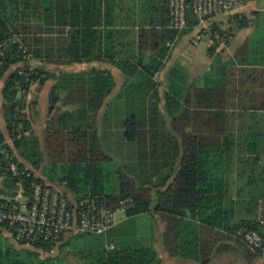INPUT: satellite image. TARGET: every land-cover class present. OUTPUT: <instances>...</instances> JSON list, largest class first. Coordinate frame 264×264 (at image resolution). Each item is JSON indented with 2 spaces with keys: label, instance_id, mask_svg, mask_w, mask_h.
Masks as SVG:
<instances>
[{
  "label": "trees",
  "instance_id": "obj_1",
  "mask_svg": "<svg viewBox=\"0 0 264 264\" xmlns=\"http://www.w3.org/2000/svg\"><path fill=\"white\" fill-rule=\"evenodd\" d=\"M135 1L131 0L138 5L136 21L123 22L119 12L129 19L132 11L125 0H0V95L4 100V127L0 125L4 191L0 192L8 196L7 189L18 188L22 182L30 193L36 181L74 200L100 197L114 205L132 198L135 205L128 216L156 213L163 218V245L170 257L210 264L215 257L236 250L250 263L264 247L253 252L244 235L258 230L264 237V227L257 223L264 194L260 183L252 181L251 197L241 202L245 217L240 202L230 196V180L236 161L239 166L247 164L253 178L263 170L264 119L259 123L254 112H264V69L241 71L253 80L245 83L230 70L233 62L218 56L201 80L191 82L180 65H173L162 94L158 77L167 68L172 45L200 20L189 10L188 27L178 31L170 27L171 0ZM124 24L135 26V35L131 29L120 30ZM257 44L261 59L255 55L253 63L264 65V39ZM95 62L112 64L125 76L109 103L118 87L111 70H68ZM51 80L55 83L50 112L55 111V117L46 128L43 151L28 111L34 103L27 97L34 84L41 88ZM232 110L252 112L258 123L244 139L229 129ZM114 133L129 148L125 164L114 156ZM8 135L33 165L48 156L52 166L62 167L66 188L46 182L30 168V178L8 172L9 159L20 169L28 168L14 154ZM85 236L89 235L75 234L71 241ZM64 239L55 251L44 245L19 251L0 244V264H65L53 255L67 247ZM81 254L87 264L163 263L157 250L148 246L90 249Z\"/></svg>",
  "mask_w": 264,
  "mask_h": 264
},
{
  "label": "built area",
  "instance_id": "obj_2",
  "mask_svg": "<svg viewBox=\"0 0 264 264\" xmlns=\"http://www.w3.org/2000/svg\"><path fill=\"white\" fill-rule=\"evenodd\" d=\"M246 0H171L172 29L183 31L188 27V12L192 10L201 22L234 11ZM3 55V53H2ZM25 59L35 67L30 55ZM8 160V159H7ZM8 172L13 176L32 177L29 168L20 169L8 160ZM132 198L107 205L100 197L74 200L60 189L33 181L31 192L22 183L18 191L9 197L0 194V229L16 242L28 245H44L55 251L63 237L72 234L104 235L116 224L115 215L127 213L134 207ZM257 223L264 227V199L259 201ZM246 245L256 252L264 247V237L258 230L244 235Z\"/></svg>",
  "mask_w": 264,
  "mask_h": 264
},
{
  "label": "crops",
  "instance_id": "obj_3",
  "mask_svg": "<svg viewBox=\"0 0 264 264\" xmlns=\"http://www.w3.org/2000/svg\"><path fill=\"white\" fill-rule=\"evenodd\" d=\"M125 2H126V7L128 4L130 6V9H132V11H130L131 17L129 19H126L128 18V16L125 14L124 11L123 12L120 11L119 12L120 19L124 18L123 22H125V20H130V19L131 21H136L138 15V5L136 3H132L131 0H125ZM135 2H137V0ZM129 29H131L133 34L135 35V32L137 31V28L135 26L132 25L127 26L124 24L120 28V30H129ZM192 33L194 34V37L192 38V42L194 44H199L203 39H207L210 42L208 48L209 60L207 62H202L201 63L202 65L200 64L202 68L198 67L199 65L195 66L194 63L192 64L186 62L185 60H182V56H179L178 54L174 53L175 47L178 44V42L184 36ZM260 39H264V0H246L242 7L234 11L212 17L204 22L199 21V24L196 27H194L193 29L189 30L186 33H181L180 37H178L176 42L172 45L171 57L167 64V68L164 70V74H165L164 82L162 83V80L159 77L158 78L160 79L161 84L162 85L164 84V87H166L167 86L166 77L168 70L173 65H180L181 68H183L188 73L191 82L201 80L211 70L213 60L219 56L223 62H233L230 70L232 72H236V77L238 79L243 80L245 83H250L253 81L251 80L250 76L247 74L243 75L240 72L245 70H252V69H264V65H256L253 63L255 61V57H254L255 55L258 56L257 60L261 59L259 52H257L259 45L257 44V41ZM168 44L171 45L170 43ZM212 47L214 48L213 54L210 55V48ZM76 65H80V64H76ZM82 65H87V69L92 67H98L102 69L111 70L115 77L117 73H119L125 80V76L122 74L121 70H119L116 66L112 64L95 62L92 64L86 63ZM116 81L118 83L117 77H116ZM46 85L47 83L45 84V86ZM114 96L115 95L113 94L111 97H109L107 103H109ZM32 98H33L32 94L29 93L27 100L28 102L34 103V105L28 109L30 113L33 112L32 108L34 106H40L42 104L40 97L39 100L38 99L35 100ZM3 103L4 100L0 95V125L4 127L3 111H2ZM250 113L252 114V112L245 113L239 110L229 111V122H230L229 129L232 133L236 134L237 137L241 136L244 139L246 135L252 132V128L258 127L257 126L258 123H255V121H253ZM254 113L255 116H258V118H260L259 123H262V120L264 119V112L259 111ZM34 115L37 114L33 112V116ZM261 165L263 168L261 176L258 178L256 177L253 178L251 172L248 169V165L247 164L240 165L242 168L241 170L239 168L240 167L239 161H236L233 169V173L231 174L230 196L235 202H240L239 205H241L242 201H247L251 197L252 191L254 190L255 187L252 186L251 184L252 181H258L260 183V188L262 189V193L264 194V155L262 156L261 159ZM243 168L245 169L244 170L245 173L241 174V172H243ZM3 180L4 179L0 176V190H3ZM0 194L5 195L3 194V192H0ZM70 196L72 197V195ZM241 206L243 208V216L248 217L246 214V209L243 207V204ZM153 214L156 213L139 214L135 216L127 215V221L135 218H141V217L145 218L147 216H149L150 219L151 218L153 219V217L151 216ZM256 215L253 217H256ZM153 221L156 223L155 219H153ZM151 226H153L154 230L159 229L157 240L159 239L160 244L163 245V235L166 229V223L164 222V220L161 222L157 221L156 226L154 223H152ZM116 228H117V224H115V226L104 235H89V236H99L102 238V240L98 241V243L90 244L91 246L89 248H86V250H90V249L111 250L116 247H131L129 245L123 244L120 239L117 241L112 239V234ZM0 235L5 236L4 230L0 229ZM73 236H75V234L70 233L65 236V239H67V241H71ZM155 236L153 235V237H150V239H153L152 242H155L156 240ZM119 241L122 244H120ZM139 242L141 243L140 240ZM62 244H66V242L63 241ZM141 246H147V245H137L136 247H141ZM67 247H71V242L67 243ZM148 247H153V246L149 245Z\"/></svg>",
  "mask_w": 264,
  "mask_h": 264
},
{
  "label": "rangeland",
  "instance_id": "obj_4",
  "mask_svg": "<svg viewBox=\"0 0 264 264\" xmlns=\"http://www.w3.org/2000/svg\"><path fill=\"white\" fill-rule=\"evenodd\" d=\"M194 37V34H188L184 36L176 45L174 53L178 54L179 56H182V60H185L188 63H194L195 66L199 65L198 67L202 68L200 64L202 62H207L209 60L208 55V48H209V40L203 39L199 44H194L192 42V38ZM181 59V58H180ZM202 65V64H201ZM80 69H87V65H75L68 68V70H80ZM206 70V69H204ZM203 70V71H204ZM201 71V69H200ZM202 71V72H203ZM194 72V71H193ZM205 72V71H204ZM164 71L162 74L159 75V78L162 80V83L164 82ZM118 80V87L115 91L116 95L124 82V78L117 73L116 75ZM54 81H48L47 85L42 86L39 88V84H34L33 89L31 90L32 99H38L39 97L41 99L42 104L40 106H34L33 112L35 114L33 116V112L31 113L33 121H34V130L38 137L41 138L42 146L41 148L43 151H46L45 145L43 143L44 135L46 128L48 126V123L51 119L55 117V111L50 112V94L52 91V86L54 85ZM164 84L161 87V92L164 94L165 92ZM48 94V97H47ZM34 100V101H35ZM37 104V103H36ZM59 106V105H58ZM164 108V103H162ZM56 109V108H55ZM115 135V133H114ZM8 140L11 143V146L15 149L14 141L11 139V137L8 135ZM122 138L120 136L115 135L112 138V144L114 146V156H120L119 161L122 164L126 163V158L129 155V148L125 146L123 143ZM14 154L17 155V157L24 162L28 168H30L36 176L39 178H43L46 182L50 183H56L59 186H62L63 189L66 187L62 185V180L65 179V170L61 167H54L50 164V159L48 156L46 158L44 157L42 159V162L39 161L37 165H33L26 159L27 156H21L19 152L15 149ZM38 160V158L33 159ZM53 180L54 182H51ZM4 181V180H3ZM61 184V185H60ZM4 188V185H3ZM9 190L8 196L11 197L13 194L15 195L18 191V188L15 189H7ZM153 219H155L156 223L157 221L161 222L162 217L156 214L151 215ZM153 219L149 216L143 218H135L132 220L127 221V214L124 212H117L115 215V222L117 224V228L112 234V239L117 241L121 240L123 244L129 245L131 247H136L137 245H152L153 248L157 250L160 257L162 258L163 263L162 264H198L194 262H184V260L174 258L172 259L169 254L165 251L163 245L160 244L159 239L157 240V236L159 234V229L154 230L153 226H151L152 223H156L153 221ZM149 222V223H147ZM147 223V224H145ZM4 235H0V244L4 246H12L15 249L22 251V248H30L32 250H36L33 246L30 245H22L18 242H16L8 233L4 231ZM153 235L156 237L155 242H152L153 239H150V237H153ZM126 236V237H125ZM102 240L99 236H86L81 238H75L71 241V247H67L62 251L55 252L53 255L55 257H61L64 259L65 264H87V261L84 257H82L81 251H87L86 248H89L90 244L98 243V241ZM141 241V243L139 242ZM150 240V241H149ZM63 241L66 242V244L70 241H67V239H64ZM120 242V241H119ZM117 243V242H116ZM120 242V244H122ZM234 244V243H233ZM65 246V245H64ZM235 246H237L235 244ZM254 252V251H253ZM43 255V256H47ZM210 264H264V249L261 253V255H258V258L255 259L252 262L246 261L244 256H239L238 253H236V250L232 252L231 254H222L214 258V261H212Z\"/></svg>",
  "mask_w": 264,
  "mask_h": 264
}]
</instances>
